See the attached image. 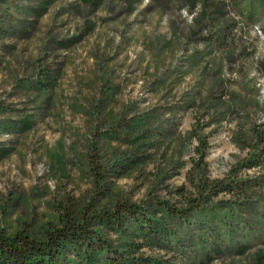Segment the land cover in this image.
Returning a JSON list of instances; mask_svg holds the SVG:
<instances>
[{"label": "rangeland", "instance_id": "374dc122", "mask_svg": "<svg viewBox=\"0 0 264 264\" xmlns=\"http://www.w3.org/2000/svg\"><path fill=\"white\" fill-rule=\"evenodd\" d=\"M215 1L223 14L185 0H54L40 17L41 0L1 4L0 146L10 153L0 160V229H37L64 206L97 202L93 154L107 168L108 203L181 206L199 181L249 185L213 198L230 201V233L244 235L245 252L222 244L215 254L205 241L178 264H260L264 34L233 0ZM45 76L53 82L42 88ZM119 120L128 135L113 136ZM257 154L259 166L242 165Z\"/></svg>", "mask_w": 264, "mask_h": 264}, {"label": "trees", "instance_id": "16d2710c", "mask_svg": "<svg viewBox=\"0 0 264 264\" xmlns=\"http://www.w3.org/2000/svg\"><path fill=\"white\" fill-rule=\"evenodd\" d=\"M8 0H0L1 4ZM54 0H41L35 14L42 16ZM97 7L103 0H85ZM129 6L138 0H128ZM191 7L197 1L203 13L212 8L223 14V5L215 0H185ZM241 15L254 22L264 34V0H233ZM68 47V42L62 43ZM264 67V62L261 63ZM42 88L52 84V77L39 80ZM23 128L29 121L23 120ZM123 131L113 136L128 135L127 124L118 121ZM130 129V128H129ZM264 141V136L261 138ZM10 153V148L0 146V160ZM203 155V153H201ZM259 154L242 163L245 167L261 164ZM93 157V158H92ZM91 155L90 169L94 177L97 202H88L78 208L62 207L58 222L48 221L37 229L25 227L7 233L0 229V264H178L179 260L197 253L198 245L210 242L211 250L220 254L222 244L236 245L239 253L247 249L246 238L231 236L232 205L230 201H213L219 192L246 194L249 185L223 181H199L197 196H189L181 206L166 199L149 197L140 202L117 199L110 203L103 200L105 193L101 181L106 167ZM129 167V165H126ZM238 186H240L239 189ZM102 192V193H101ZM264 201V200H262ZM244 204L251 202L243 200ZM258 202V201H257ZM253 204V202H251ZM246 205L251 209L252 205ZM257 208V205L254 204ZM264 218V202L259 206ZM245 208V209H246ZM240 212V215L244 212ZM243 212V213H242ZM257 233L264 238V226ZM203 235H206L205 240ZM252 235V234H251ZM258 263H264V252L256 255Z\"/></svg>", "mask_w": 264, "mask_h": 264}]
</instances>
